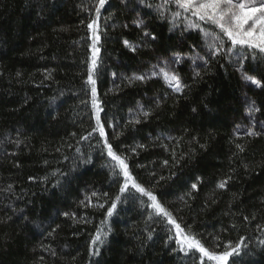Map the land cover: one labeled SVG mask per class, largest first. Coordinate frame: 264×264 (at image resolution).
<instances>
[{"label":"trees","instance_id":"obj_1","mask_svg":"<svg viewBox=\"0 0 264 264\" xmlns=\"http://www.w3.org/2000/svg\"><path fill=\"white\" fill-rule=\"evenodd\" d=\"M163 3L107 0L101 9L95 79L108 141L205 247L220 252L246 238L229 264H264V56L211 57L203 34L174 26ZM95 4L0 0V264H199L131 187L93 254L123 183L99 134L82 139L95 127L85 83ZM162 64L187 85L182 94L156 75Z\"/></svg>","mask_w":264,"mask_h":264},{"label":"snow or ice","instance_id":"obj_2","mask_svg":"<svg viewBox=\"0 0 264 264\" xmlns=\"http://www.w3.org/2000/svg\"><path fill=\"white\" fill-rule=\"evenodd\" d=\"M106 3L107 0H96V4L93 5L94 14H90V22L87 23V29L91 33L92 43L90 65L87 69L85 83L90 86L91 107L94 110L95 127L87 136H83L82 139L87 140L94 133L99 134V137L103 141V148L106 149L107 156L110 158L107 166L112 170L114 176L123 177V183L119 189V194L115 196L106 211L105 221L101 222V227L97 229L95 237L91 241L95 249L93 254H99V245L104 243L108 233L111 231L110 228H108V231L104 230L107 218L112 217L117 208V204L120 202L121 195L131 187L142 197L147 198V201L150 202L147 206L153 209L156 215L166 218L167 223L172 225L175 230V242L179 246L178 250L180 252L185 255L192 251L199 253V264H205V259L214 262V264H229L231 258L240 256L242 249L247 247L245 244L246 238H240L235 243L231 241L227 242L223 245V250L220 252L209 250L196 235L190 231H186L177 222L172 213L160 203L152 191L137 182L129 170L127 158L122 154H117L112 144L108 141L105 125L100 116L103 109L98 101L97 81L95 79L100 53L98 45L101 39V9L104 8ZM160 8L171 12V19L174 26L177 23H184L187 28L199 30L203 34L205 47L211 54V57L223 55L231 58L235 54L238 59L243 60L248 58V54H251V58L253 59L258 55L264 56V0H164ZM161 14L163 15L164 13L162 12ZM142 23L143 21L138 22V24ZM145 35L150 34L145 32ZM151 39H155V37L152 36ZM125 45L131 47L127 41H125ZM133 51H135V48H133ZM178 59L173 60V63H176ZM192 59L195 62V58ZM160 74L168 87L176 93L182 94L184 88L187 87V85L182 84L180 76L166 65L160 68ZM196 75L199 76L200 73L196 72ZM150 78L151 75H140L134 79L145 81ZM249 79H251L253 84H257L258 86L261 84L260 81L252 79L251 77ZM82 102L86 103V101ZM255 111H258V109L253 106L249 109V114ZM142 114L144 117L150 115L149 112H143ZM134 122L139 123L140 121L139 119H135ZM247 135L256 136L258 133L248 131ZM237 148L243 151L241 145H237ZM226 183L227 181H222L219 187L224 188ZM192 188L196 189L197 185L193 184ZM104 195L107 196V193ZM95 196H97V193L93 192L91 197ZM91 197H87L89 202H91ZM99 207H104V205L100 204ZM149 219H151V216H149ZM260 230L264 231V229ZM149 239H151V235H149ZM259 243L264 245V240H260ZM232 264H237V262L232 260Z\"/></svg>","mask_w":264,"mask_h":264},{"label":"rangeland","instance_id":"obj_3","mask_svg":"<svg viewBox=\"0 0 264 264\" xmlns=\"http://www.w3.org/2000/svg\"><path fill=\"white\" fill-rule=\"evenodd\" d=\"M163 66H161V67H158L156 70H155V73H156V75L158 76V77H160V78H162V75L160 74V68H163V67H165V64H162ZM171 65H173V63L171 64ZM163 79V78H162ZM165 82V81H164ZM166 83V82H165ZM248 83H252L251 81H249L248 80ZM167 84V83H166ZM253 84V83H252ZM168 86V85H167Z\"/></svg>","mask_w":264,"mask_h":264}]
</instances>
